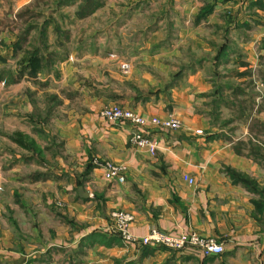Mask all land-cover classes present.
Masks as SVG:
<instances>
[{"label": "crops", "instance_id": "1", "mask_svg": "<svg viewBox=\"0 0 264 264\" xmlns=\"http://www.w3.org/2000/svg\"><path fill=\"white\" fill-rule=\"evenodd\" d=\"M21 1L25 5L31 0ZM159 4L168 8L164 15L170 22L184 23L181 29L189 35L217 33L236 42L264 38V0H159ZM205 7L212 11L202 18ZM173 54L177 53H167L169 60ZM160 69L176 70L177 65L161 64ZM191 74L158 97L133 96L119 103L94 99L88 114L70 112L71 121L61 130L64 150L54 154L50 165L26 169L41 178L26 181L16 193L23 208L13 204L15 193H9L13 200L9 211L23 220L19 232L7 224L8 208L0 204V264H264V164L222 137L211 139L221 130L195 119L192 89L198 76ZM23 83L28 86L25 79ZM112 104L146 117L177 116L183 128L149 129L147 135L159 143L152 155L131 144V123H110L101 117V110ZM199 130L203 134H197ZM95 159L124 165L126 181L105 179L102 168L92 163ZM238 176L255 180L258 189L238 182ZM114 211L134 215L130 231L138 239L153 229L173 236L198 233L222 244L225 252L205 257L194 248L171 251L126 244L108 231Z\"/></svg>", "mask_w": 264, "mask_h": 264}, {"label": "rangeland", "instance_id": "2", "mask_svg": "<svg viewBox=\"0 0 264 264\" xmlns=\"http://www.w3.org/2000/svg\"><path fill=\"white\" fill-rule=\"evenodd\" d=\"M87 1L0 0V204L18 232L23 220L9 211V193L23 208L16 193L35 176L26 169L50 165L64 150L61 130L70 112L88 114L94 99L158 97L188 73L198 76L195 119L221 130L213 138L264 164V38L189 35L184 23L169 21L159 0ZM81 7L84 14L95 11L80 18ZM37 52L45 60L42 71L21 77L24 61ZM23 79L28 86L20 85ZM16 134L30 148L13 142Z\"/></svg>", "mask_w": 264, "mask_h": 264}, {"label": "built area", "instance_id": "3", "mask_svg": "<svg viewBox=\"0 0 264 264\" xmlns=\"http://www.w3.org/2000/svg\"><path fill=\"white\" fill-rule=\"evenodd\" d=\"M127 69L128 67H124ZM100 115L103 119L110 123L129 122L133 126L130 137L132 145L147 149L152 155H155L159 149V143L155 139L147 135L149 129L159 128L170 131H180L183 123L176 116H169L166 119L158 117H146L135 112L132 109L112 104L104 107ZM197 134H203L202 130ZM94 165L102 168L104 177L108 181H116L124 183L126 181L127 168L111 161L100 162L94 160ZM185 180L194 185V179L185 176ZM135 222L132 213L126 211H114L111 214V222L108 231L111 234L119 236L126 244H141L142 246H151L156 248L164 247L171 251H183L188 248L199 250L205 257H214L224 254L225 250L222 244L217 243L214 239L202 237L198 233L183 234L179 236L169 235L158 229H153L146 237L138 239L131 234V226Z\"/></svg>", "mask_w": 264, "mask_h": 264}, {"label": "trees", "instance_id": "4", "mask_svg": "<svg viewBox=\"0 0 264 264\" xmlns=\"http://www.w3.org/2000/svg\"><path fill=\"white\" fill-rule=\"evenodd\" d=\"M87 3L91 4L92 2H90L88 0ZM100 6L101 5L99 4L96 8H98ZM83 9H84V7L83 8L81 7L80 11L77 12V14H76L80 18H84L85 16H89L95 11V10L94 11L91 10L87 14H84L82 12ZM211 11H212L211 7H205V9H203V11H202L201 17L203 18V17L207 16ZM43 61H45L44 57L42 55H39L38 52L32 54V56L30 58H26V60L24 61L25 66H23L21 68V73H20L21 77L26 76V75H28L30 77H36L38 75V73H40L43 69ZM211 139H213V137H211ZM12 140H13V142L17 143L18 145L22 146L23 148H30L29 145L25 141H23L20 134H16L15 136H13ZM228 173L231 177L236 176L235 172L232 170H228ZM34 178L39 179V178H41V175H36V176H34ZM235 179L238 182L245 185L246 187L251 188V189L254 188L253 189L254 191L257 190L255 182H253L247 178L241 177V176H238Z\"/></svg>", "mask_w": 264, "mask_h": 264}, {"label": "water", "instance_id": "5", "mask_svg": "<svg viewBox=\"0 0 264 264\" xmlns=\"http://www.w3.org/2000/svg\"><path fill=\"white\" fill-rule=\"evenodd\" d=\"M81 192H83V189H81Z\"/></svg>", "mask_w": 264, "mask_h": 264}]
</instances>
